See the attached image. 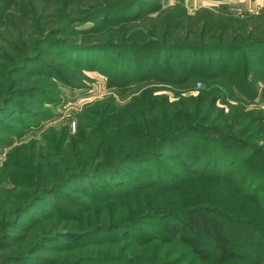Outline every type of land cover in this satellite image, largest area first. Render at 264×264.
I'll return each mask as SVG.
<instances>
[{
	"label": "trees",
	"instance_id": "trees-1",
	"mask_svg": "<svg viewBox=\"0 0 264 264\" xmlns=\"http://www.w3.org/2000/svg\"><path fill=\"white\" fill-rule=\"evenodd\" d=\"M134 1L0 0V33L14 28L18 34L9 32L7 44L13 46L20 40L23 46L15 47L11 55H16L12 63L16 65L0 73L1 90L11 94L23 78L17 74L42 59L41 45L58 34L85 30L98 37L105 35L101 44L75 45L78 48L145 44L153 50L147 59L120 55L116 63L123 64L122 70L108 71L107 83L126 89L123 92L136 83L138 91L130 89L125 103L119 104L114 95L105 96L74 114L73 131L65 120L46 127L40 139L12 148L10 156L26 148L27 166H16L13 173L22 176L27 172L30 183L17 179V201H12L8 215L1 212L0 223L10 228L27 210L64 187L92 201L100 191L105 200H123L124 207H116L110 216L124 209L128 213L120 219H127L97 225L80 233L83 236L98 230L122 232L140 221L153 220L152 226L160 229L156 238L185 246L199 264L264 263V142L252 138H264V111L247 108L246 99L252 95L243 92L250 89V77H256L264 99L262 14H239L222 7L199 8L189 14L177 4L160 9V4L146 2L141 9L137 4L131 6ZM11 4L15 13L8 10ZM141 10L142 41H113L111 31L137 25L135 17ZM102 19L117 23H103L91 31L74 27L79 21ZM137 32L132 30L134 35ZM149 34L160 39H149ZM250 48L253 56H238L240 50ZM206 54L208 61L200 57ZM213 57L217 63H212ZM156 63L162 64L166 75H155L156 83L150 84L149 70ZM54 64L48 62L52 70ZM52 70H38L33 79H52ZM199 80L203 86L196 90ZM32 90L42 91L35 83ZM2 101L0 111L7 109ZM29 107L28 115H40L39 109ZM161 158L172 160L179 171L172 173L161 166L154 173V163ZM253 158H260L261 164L247 161ZM41 160L46 162L43 166ZM129 162L135 165L127 170ZM252 186L255 190H250ZM26 188L29 191L23 197ZM158 189L165 190L153 199L159 203L144 205L142 193ZM3 238H9L6 232ZM92 260L99 264H166L110 255Z\"/></svg>",
	"mask_w": 264,
	"mask_h": 264
},
{
	"label": "rangeland",
	"instance_id": "rangeland-1",
	"mask_svg": "<svg viewBox=\"0 0 264 264\" xmlns=\"http://www.w3.org/2000/svg\"><path fill=\"white\" fill-rule=\"evenodd\" d=\"M216 1L136 0L131 6L137 4L142 9V4L147 2L148 4H160V9H163L177 4L185 6L189 14L199 8L222 7L239 14H262L260 19L261 21L264 20V6L254 10H246L237 8L233 0L228 1V3L227 0H219L217 4H214ZM12 6V4L9 5L8 10L11 9L15 13ZM135 19L134 22L137 25L131 28L115 27L111 31L112 40L120 42L122 39L121 42H123L124 39L128 38L140 43L142 41V10ZM103 23L113 24L117 22H105L103 19L98 21L84 20L76 22L74 27H86L87 30L91 31L96 28L99 29ZM133 29L140 32L134 35L132 34ZM9 32L16 36L18 34L14 28H10L7 33L1 30L0 73L16 65L12 64L13 57H16V55H11L15 52V47H23L20 45V40H15L13 46H8ZM82 32H85V34ZM147 37L149 39H160L150 34ZM57 39H61V41H57ZM104 39L105 35L98 37L95 32L86 33L85 30H79L68 35H55L51 41L41 45L43 46L41 51L43 58L37 62H31L25 70L17 74L23 78L17 83L15 93L11 94L9 91L6 92L5 89L1 90L0 84V103L2 100V103L6 101L4 105L7 106L6 110L0 111V215L1 212L6 215L12 201H17L18 187L15 184L19 182L17 179H21L24 183H30V174L27 172L22 176L14 174L16 166H27L26 148H22L18 154L10 156L9 152L12 151V148L31 139H40L46 133V127L60 124L65 120H68L70 129L73 131L76 125L74 114L82 111L85 105L108 95H114L118 103L123 104L130 97L129 94L127 95L130 89L135 90L133 93L138 91L135 82L129 85L130 88L126 92H123L126 89L122 90L117 87L118 85L107 83L108 71H111L110 69L122 70L123 64L116 63L120 55L134 56L135 60L147 59L153 54L152 48H145V44L139 46L125 44V48L120 46H111L110 48L75 47L79 44L85 46L99 42L101 44ZM144 43H146V40ZM251 50V48L242 52L240 50L238 56L242 53L253 56ZM53 51H56V54ZM200 57L204 61H208L210 58L207 54ZM216 61V58L213 57L212 63H217ZM48 62L55 63L53 70L52 67H49ZM4 66L5 68H3ZM49 68L53 71L54 76L52 79L45 77L41 80L33 79L38 70ZM149 73L150 84L156 83L153 80L155 75H166L163 72L161 63L154 64ZM198 82L200 84H197ZM34 83L42 89L41 92L32 90ZM5 84L8 85L7 82ZM202 86V80L195 82L194 87L196 90ZM248 86L250 89L243 91L245 95H252L246 99L247 108L261 107L264 111V99L260 97L261 82L256 77L251 76L248 80ZM122 95H127V97L121 98ZM9 97H11V100H7ZM27 106H32V108H29L35 111L39 109L40 112L38 113L40 115H28L30 112H28ZM44 117L47 118L43 120ZM252 138L261 144L264 142V138L262 139L259 136ZM247 161L255 165L261 164L260 158ZM45 163L41 160L40 166ZM154 164V173L160 172L161 166H163L162 169H168L172 173H175L176 170L179 171L176 168L177 164L167 158H161ZM134 165L135 163L129 162L126 169H132ZM43 183L41 182L39 187ZM246 186L249 187V184ZM61 189V191L51 193L45 200L38 202L32 209L27 210L10 228L5 229L0 223V264H99L92 258L103 255L145 262L157 260L166 264H199L191 258V252L185 246L175 241H162L160 238H156V233L160 229L152 226L153 220L140 221L122 232L98 230L85 236L81 235L80 233L85 230H91L97 225L109 223L111 220H114V223L125 221L127 218L120 219L128 213L124 209L118 210L110 216L113 209L116 207L123 208L125 204L122 199L113 197H110V200H105L100 191L97 193L98 197L92 201L90 197L72 192L67 187ZM250 190H255V188L252 186ZM28 191L29 188L22 190L23 197H27ZM153 192L142 193L144 205H151L149 201L157 205L159 202L154 203V197L156 195L161 197L164 195L165 190L158 189ZM5 232L9 237L8 239L3 238ZM237 233L240 234V231H237ZM149 235L154 236L149 240H145L144 238ZM103 263L115 264L111 261H104ZM120 264L128 263L120 262ZM260 264L264 263L261 262Z\"/></svg>",
	"mask_w": 264,
	"mask_h": 264
},
{
	"label": "crops",
	"instance_id": "crops-1",
	"mask_svg": "<svg viewBox=\"0 0 264 264\" xmlns=\"http://www.w3.org/2000/svg\"><path fill=\"white\" fill-rule=\"evenodd\" d=\"M218 1L219 0H217L214 4H217ZM228 1L230 0H227L226 2L228 3ZM233 2L237 5V8H242L246 10H254L264 6V0H233Z\"/></svg>",
	"mask_w": 264,
	"mask_h": 264
},
{
	"label": "built area",
	"instance_id": "built-area-1",
	"mask_svg": "<svg viewBox=\"0 0 264 264\" xmlns=\"http://www.w3.org/2000/svg\"><path fill=\"white\" fill-rule=\"evenodd\" d=\"M197 84H200L199 82Z\"/></svg>",
	"mask_w": 264,
	"mask_h": 264
}]
</instances>
